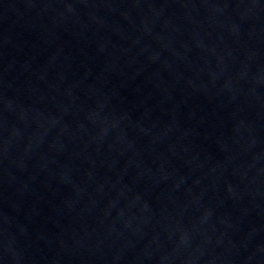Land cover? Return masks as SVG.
<instances>
[{
  "label": "water",
  "instance_id": "water-1",
  "mask_svg": "<svg viewBox=\"0 0 264 264\" xmlns=\"http://www.w3.org/2000/svg\"><path fill=\"white\" fill-rule=\"evenodd\" d=\"M0 264H264V0H0Z\"/></svg>",
  "mask_w": 264,
  "mask_h": 264
}]
</instances>
